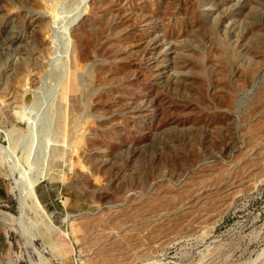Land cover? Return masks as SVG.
<instances>
[{
	"label": "rangeland",
	"instance_id": "374dc122",
	"mask_svg": "<svg viewBox=\"0 0 264 264\" xmlns=\"http://www.w3.org/2000/svg\"><path fill=\"white\" fill-rule=\"evenodd\" d=\"M108 258L264 264V0H0V264Z\"/></svg>",
	"mask_w": 264,
	"mask_h": 264
},
{
	"label": "bare ground",
	"instance_id": "6f19581e",
	"mask_svg": "<svg viewBox=\"0 0 264 264\" xmlns=\"http://www.w3.org/2000/svg\"><path fill=\"white\" fill-rule=\"evenodd\" d=\"M100 221H101V219H100ZM94 223V222H93ZM100 223V222H99ZM85 224V223H84ZM101 224H103V223H101ZM99 229V228H98ZM104 231H106V230H104ZM98 233V232H97ZM105 235V234H104ZM107 235H109L108 234V232H107ZM118 235V234H117ZM121 234H119V236H120ZM102 236H103V232H101V235H99V236H97V237H95V243L97 242V244H98V242H100V240H101V238H102ZM116 236V235H115ZM106 237V236H105ZM118 242H119V245H124V243H127V241H128V244H129V247L130 248H132L133 246H135V241L136 240H138V238H135L134 236H130V238H129V235L128 234H125V233H123V235H121L118 239ZM94 243V244H95ZM113 243V242H112ZM96 244V245H97ZM111 245H113V244H111ZM117 246H119L118 244H116ZM99 247V246H98ZM111 246H109V248H110ZM113 247V246H112ZM100 249H102L101 247H100ZM105 249L106 250H104L105 251V253L108 251V250H111V249H108V248H106L105 247ZM99 249H97V251H98ZM113 250H114V248H113ZM96 251V252H97ZM100 251V250H99ZM100 252H102V250L100 251ZM99 252V253H100ZM98 253V252H97ZM104 253V252H103ZM102 253V256L104 255ZM108 254V253H107ZM106 256V255H105ZM101 260H103L104 261V259H102L101 258ZM101 260H100V262H101ZM108 260H109V258H108ZM106 261V260H105ZM99 262V263H100ZM108 262H110V264H111V261L109 260ZM100 264H106L105 262H101ZM107 264H109V263H107Z\"/></svg>",
	"mask_w": 264,
	"mask_h": 264
}]
</instances>
